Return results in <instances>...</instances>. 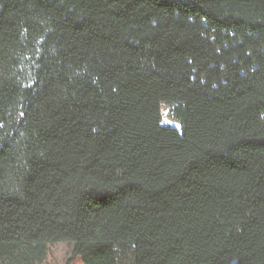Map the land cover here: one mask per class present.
I'll list each match as a JSON object with an SVG mask.
<instances>
[{"label": "trees", "instance_id": "1", "mask_svg": "<svg viewBox=\"0 0 264 264\" xmlns=\"http://www.w3.org/2000/svg\"><path fill=\"white\" fill-rule=\"evenodd\" d=\"M59 243L264 264V0H0V264Z\"/></svg>", "mask_w": 264, "mask_h": 264}, {"label": "rangeland", "instance_id": "2", "mask_svg": "<svg viewBox=\"0 0 264 264\" xmlns=\"http://www.w3.org/2000/svg\"><path fill=\"white\" fill-rule=\"evenodd\" d=\"M35 61L32 57H29L26 60L25 66H24V73L27 75L28 79L31 78V74L33 72V65ZM171 109L172 106L168 104H163L161 108L162 112V119L163 124L167 126H171L174 128H179L180 124L176 120H174L173 117H171ZM73 252V246L67 243H59L53 246L51 250V255L49 258L48 264H67L68 259L71 258ZM127 264H132V258L130 255L126 258ZM79 264V263H76Z\"/></svg>", "mask_w": 264, "mask_h": 264}]
</instances>
